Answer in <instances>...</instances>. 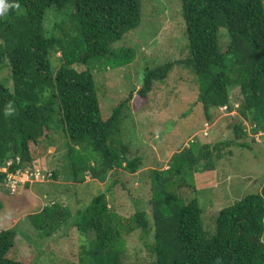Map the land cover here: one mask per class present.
Listing matches in <instances>:
<instances>
[{
    "label": "trees",
    "instance_id": "obj_1",
    "mask_svg": "<svg viewBox=\"0 0 264 264\" xmlns=\"http://www.w3.org/2000/svg\"><path fill=\"white\" fill-rule=\"evenodd\" d=\"M5 2L19 6L0 15V70L8 67L11 81L7 87L0 80V169L8 174L23 171L43 156L44 142L61 127L66 140L61 172L66 178L77 185L88 177L108 183L75 213L55 204L38 208L27 217L31 225L42 230L51 222L55 230L71 224L81 237L94 234V240L82 247L91 264H122L123 234L135 231L143 240L152 237L145 244L154 258L150 264H264V188L221 209L210 236L197 200L202 191L194 183V174L215 171L227 149H250L241 141L247 134L264 133L263 0H180L188 52L182 59L145 69L137 95L145 99L180 68L196 79L197 103L206 123L215 113L222 115V107L228 114L232 111L234 89L239 90L235 114L240 121L233 125V140L201 144L192 139L171 155L165 169L150 170V216L141 200H133L135 212L125 221L110 209L108 200L123 174L134 175L144 165L139 156L128 159L121 134L133 90L128 99L118 98L106 115L93 68L97 61L101 69L115 70L135 60L132 48L116 44L140 27L143 0ZM49 9L65 12V19L72 15V35L56 36L63 22L50 24L52 15L48 34L44 18ZM6 173L0 172V186ZM182 190L191 191L192 199L185 202ZM4 191L12 195L5 186ZM17 225L0 229V264L36 261L37 254L23 247Z\"/></svg>",
    "mask_w": 264,
    "mask_h": 264
},
{
    "label": "rangeland",
    "instance_id": "obj_2",
    "mask_svg": "<svg viewBox=\"0 0 264 264\" xmlns=\"http://www.w3.org/2000/svg\"><path fill=\"white\" fill-rule=\"evenodd\" d=\"M143 3L140 27L116 44V47L132 48L135 60L130 65L115 70L101 69L103 65L97 61V68H93L106 115L118 98L128 99L133 90L125 107L121 134L128 159L139 156L144 165L134 175L123 174L108 200L110 209H114L124 221L135 212L133 200H141L150 216V208L146 204L151 197L148 176L150 170L165 169L171 155L187 146L192 139L201 144L233 140V125L240 121L236 112L228 116L215 113L211 122L206 123L202 108L197 103L196 79L180 68H175L164 84L157 85L145 99L137 95L145 69L182 59L188 52L180 17V0H143ZM48 15L54 16L51 22ZM65 15V12L57 13L53 9L46 11L44 26L48 34L49 22H63L56 30L55 35L58 37L74 33L75 20L72 15L65 19ZM58 57L56 55L53 59L56 67L59 66ZM76 69L80 71L84 68ZM0 80L7 87L11 86L8 67L0 70ZM232 93L234 97L239 96L238 89H234ZM245 129L247 133V126ZM241 141L251 148L227 149L224 158L218 162V167L211 172L212 178L217 175L215 192L212 188L202 190L197 197L203 210L204 228L210 236L215 234L216 214L221 209L231 206L246 195L260 193L264 188V133L261 136L247 134ZM65 146L63 130L58 127L52 131L50 139L44 142L43 156L25 167L40 173L38 181L32 178L31 183L25 182V189L24 186L20 187L18 196L8 195L4 191V185L0 186V199L3 202L0 229H10L12 225L19 223L16 229L21 235L23 247L26 251L31 248L37 254L34 264H91V259L82 255V247L94 240V234L81 237L71 224L52 230L51 222L42 226V230H36L27 218L29 214H35L38 208L52 204L75 213L78 209H84L108 185L93 181L90 177L83 184L71 183L61 172ZM0 172L3 170L0 169ZM54 172H58L56 178L52 176ZM238 181L239 185L236 186ZM226 184L231 189H226L225 192L221 189ZM181 197L187 202L192 199L193 194L189 190H182ZM59 209L56 208V211L59 212ZM123 238L125 248L122 264H150L154 261L145 247L146 243L152 241L151 235L143 240L140 232L135 231L124 233Z\"/></svg>",
    "mask_w": 264,
    "mask_h": 264
},
{
    "label": "built area",
    "instance_id": "obj_3",
    "mask_svg": "<svg viewBox=\"0 0 264 264\" xmlns=\"http://www.w3.org/2000/svg\"><path fill=\"white\" fill-rule=\"evenodd\" d=\"M232 104V111L230 112L231 115H234L236 108H238V103L235 102V100L231 101ZM220 111L224 114L227 113L228 108L222 107L220 108ZM261 134H258L257 136H260ZM204 136H207V132L204 133ZM10 164V163H8ZM40 176L39 172H33L30 171V168L27 167L23 171H16L15 174H9L5 181V187L10 191L11 194H17L18 189L20 186L24 185L25 182H32V178H34L35 181H38V178Z\"/></svg>",
    "mask_w": 264,
    "mask_h": 264
},
{
    "label": "crops",
    "instance_id": "obj_4",
    "mask_svg": "<svg viewBox=\"0 0 264 264\" xmlns=\"http://www.w3.org/2000/svg\"><path fill=\"white\" fill-rule=\"evenodd\" d=\"M166 168V167H165ZM214 172V171H213ZM212 173L211 172H205V173H196L194 174V183H195V187L202 191V190H208V189H213V192H215V189L216 188V183H217V175L216 177L212 178ZM208 181V183H207ZM239 182L238 181L236 183V186L239 185ZM205 184H208L207 186L203 187V185ZM243 186V185H242ZM226 189H231L230 185H224L222 187L221 190L225 191L226 192Z\"/></svg>",
    "mask_w": 264,
    "mask_h": 264
},
{
    "label": "clouds",
    "instance_id": "obj_5",
    "mask_svg": "<svg viewBox=\"0 0 264 264\" xmlns=\"http://www.w3.org/2000/svg\"><path fill=\"white\" fill-rule=\"evenodd\" d=\"M18 7L19 5H9V4H7L6 2H5V0H0V15H3L7 10H8V8L9 7ZM235 98V97H234ZM235 100H236V98H235ZM226 114H228V112L226 113ZM229 115H231L230 113H229ZM262 135V134H261ZM260 135V136H261ZM206 137V136H205ZM1 170H3V172L2 173H6V168H2ZM9 174L8 173H6V178H7V176H8ZM4 186H5V182H4V184H3ZM24 185H22V186H20V187H23ZM20 189V188H19ZM19 189H18V191H19ZM7 191H8V189H7ZM14 196H18V193L17 194H13Z\"/></svg>",
    "mask_w": 264,
    "mask_h": 264
}]
</instances>
